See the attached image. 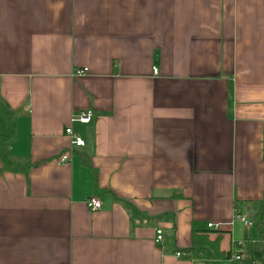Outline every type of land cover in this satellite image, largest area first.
<instances>
[{"label":"crops","instance_id":"0c3cea01","mask_svg":"<svg viewBox=\"0 0 264 264\" xmlns=\"http://www.w3.org/2000/svg\"><path fill=\"white\" fill-rule=\"evenodd\" d=\"M0 106L31 166L0 160V264H201L193 233L224 255L264 239V0H0ZM6 130L0 112V152Z\"/></svg>","mask_w":264,"mask_h":264},{"label":"trees","instance_id":"16d2710c","mask_svg":"<svg viewBox=\"0 0 264 264\" xmlns=\"http://www.w3.org/2000/svg\"><path fill=\"white\" fill-rule=\"evenodd\" d=\"M0 112L7 121L6 134L2 139L0 160L4 163L6 169L23 173L31 166L17 164L10 160L6 151V144L13 137L14 129L10 115L4 112L1 106ZM252 207L255 212L253 219L256 221L257 225L261 227L264 221V201L254 203ZM218 243V241L210 242L207 234L197 235L193 233L191 248L186 250L185 254L189 260L201 264H264V239L256 243L245 240L241 245L235 246V248L244 251V254L242 253L244 257L238 261L233 260L232 257L235 253L232 251L225 255L220 253Z\"/></svg>","mask_w":264,"mask_h":264},{"label":"built area","instance_id":"2783aa9c","mask_svg":"<svg viewBox=\"0 0 264 264\" xmlns=\"http://www.w3.org/2000/svg\"><path fill=\"white\" fill-rule=\"evenodd\" d=\"M86 72H87V70H83V71L78 72V74L82 75ZM153 73L155 75H157L158 69H154ZM93 120H94V112L92 110H88V111L81 112V113H78V114H75L74 116H72L70 123H71V125L76 124V123L82 124V125H89L93 122ZM71 125L66 128L65 135L69 138V141H70L69 150L74 151V150L83 148L85 146V143H84L83 139L73 131ZM69 159H70V157L68 155L64 154L61 157V162L66 163L69 161ZM86 206L91 212H95L101 208V203L96 197H91V198L86 200ZM236 220L239 221L240 223H242V225L245 228L253 227V222L250 221L248 216H246V215L237 214ZM208 228L218 230L220 228V226L211 224L208 226ZM163 242H164L163 232L161 230H158L156 232L155 243L158 245H161V244H163ZM241 244L242 243H239V244H236L235 246H237V245L239 246ZM234 253L235 254L232 257L233 260L238 261L243 256L242 255V249L234 248Z\"/></svg>","mask_w":264,"mask_h":264},{"label":"rangeland","instance_id":"374dc122","mask_svg":"<svg viewBox=\"0 0 264 264\" xmlns=\"http://www.w3.org/2000/svg\"><path fill=\"white\" fill-rule=\"evenodd\" d=\"M254 231V230H253ZM263 233H264V229H263Z\"/></svg>","mask_w":264,"mask_h":264},{"label":"water","instance_id":"95a60500","mask_svg":"<svg viewBox=\"0 0 264 264\" xmlns=\"http://www.w3.org/2000/svg\"><path fill=\"white\" fill-rule=\"evenodd\" d=\"M249 211L251 212V210L249 209Z\"/></svg>","mask_w":264,"mask_h":264}]
</instances>
